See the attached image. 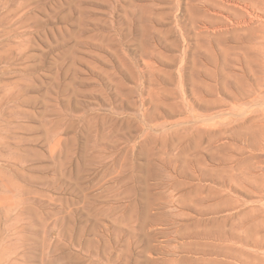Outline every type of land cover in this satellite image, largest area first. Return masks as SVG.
Segmentation results:
<instances>
[{
  "label": "rangeland",
  "instance_id": "374dc122",
  "mask_svg": "<svg viewBox=\"0 0 264 264\" xmlns=\"http://www.w3.org/2000/svg\"><path fill=\"white\" fill-rule=\"evenodd\" d=\"M0 264H264V0H0Z\"/></svg>",
  "mask_w": 264,
  "mask_h": 264
}]
</instances>
